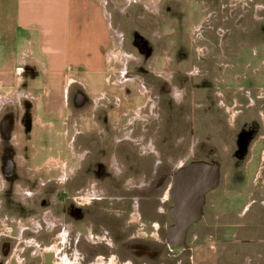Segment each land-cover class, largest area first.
Here are the masks:
<instances>
[{
  "label": "rangeland",
  "instance_id": "rangeland-1",
  "mask_svg": "<svg viewBox=\"0 0 264 264\" xmlns=\"http://www.w3.org/2000/svg\"><path fill=\"white\" fill-rule=\"evenodd\" d=\"M158 1L145 0L142 3L145 6L155 7ZM186 2L191 6L183 9ZM119 10L124 11L120 7ZM212 10L216 13L210 18L207 14ZM127 11L124 16L117 12L113 13V24L120 23L124 32L125 41L122 48L125 51L111 53L110 56L115 62L110 66L102 63L99 69L102 79L108 80L110 77V80H114L110 70L122 68H127L131 72H143L147 85H163L151 77V72L154 71L163 78H171L166 62L163 64V61L159 60L155 64L147 59L141 67L133 63L132 59L134 60L138 55L133 45L135 36H139L144 41L151 53L165 56L169 53V58L174 61L170 72L174 74L175 84L189 87L190 103L179 108H171L170 104L164 103L161 116L164 124L160 130L159 149L169 155L172 146L176 144L177 148L172 151L174 154L172 156H177L176 160H178V157L186 155V149L197 145L194 148V150L198 149L196 158L200 159V156L206 153L203 158L221 162L225 171L230 172L229 178L221 180L219 190L209 195L208 204H214V207L207 206V214H209L207 220L211 222L212 215L223 214L222 221L227 226L223 228L224 236L219 237L220 232L217 227L210 228L209 234H212L216 240L226 242L232 239L229 236L231 232L239 231L237 242L230 244L231 250L226 251L223 256L208 249V244L205 242L193 244L192 247L197 249L194 254L206 260L203 264H240L241 258L247 255L255 256V262L256 257L261 255L260 261L264 264V249L260 254L262 244L257 243L258 240H264V0H162L158 16L147 15L141 6L136 5ZM143 15H146L144 20L137 19L138 16ZM175 20L178 24L172 25ZM207 25L212 29H207ZM221 27L223 33L218 40L214 32L220 33ZM156 34L162 39L156 41L152 37ZM196 53L206 57L197 58ZM165 60L168 62L166 57ZM88 65L91 66L90 63ZM27 67L25 65L23 74L26 73L32 82L38 76V72ZM123 69L116 72L117 77L120 78ZM80 72L88 73L85 68H81ZM184 72L198 74L195 78L188 79ZM84 74L80 77L86 82ZM119 78V86L128 83L125 76L123 79ZM136 81L140 89L144 90L141 80L137 78ZM91 82L95 89L103 86L100 77H93ZM39 92L50 98L46 100L49 108L44 109L41 106L39 113L42 120L52 126L49 124L38 126L34 122L35 107L31 102L22 99L24 113L21 118L23 132L20 137H23L21 138L23 147L12 148L7 140L3 139L0 143V164L1 170L7 166L8 161L11 165L15 163L21 167L24 163L23 159V162H20L22 154L26 165L37 169V172H32L36 173L37 179H47L51 182L44 194L28 210L15 201L28 184V175L24 174V169L18 167L12 169L13 172L5 176L6 188L0 192L2 213L7 215L21 217L30 213H39L42 210V202H48V199L55 197L57 190L61 189L56 182L57 179H53L59 177L56 165L65 160L68 166L73 164L69 152L71 135L74 131L72 120L79 114L86 117L85 113L89 107L87 94L84 92L82 94L79 87L71 88L68 105L60 104L59 108L54 109L51 108L56 103L53 99L56 97L53 91H45L42 88L33 91V95H38ZM6 95L8 94L0 91V104L2 102L8 104L1 110V123L6 120L18 123L20 118L18 113L22 110L15 104L21 96L28 99L37 98L24 92H14L9 98L3 97ZM59 97L60 95L57 96L58 102H60ZM78 98L82 99V102ZM29 100L36 103L34 99ZM199 104H203L204 108L195 109L194 105ZM57 105L59 106V103ZM184 114L190 115V123H183ZM96 115L99 120L103 119L102 113L98 112ZM233 119L236 130L230 131L226 123L232 125ZM185 132L188 133L189 140L180 144L181 135ZM87 139L89 138L86 137ZM204 142L207 149L202 153L198 145ZM236 143L239 145V151L235 154ZM18 144L16 142V145ZM220 146L225 149L229 146L235 148L232 153L225 155L221 153ZM210 149L213 151L211 152ZM181 151L183 154L179 156ZM86 175L87 172H84L83 176ZM17 185L21 188L17 189ZM63 188L64 197L70 198L73 184H66ZM30 189L35 190V183L30 184ZM131 194L136 193L129 192L128 196ZM147 194V190H143L140 195ZM243 214V217H237Z\"/></svg>",
  "mask_w": 264,
  "mask_h": 264
},
{
  "label": "flooded vegetation",
  "instance_id": "flooded-vegetation-1",
  "mask_svg": "<svg viewBox=\"0 0 264 264\" xmlns=\"http://www.w3.org/2000/svg\"><path fill=\"white\" fill-rule=\"evenodd\" d=\"M185 4L183 9L191 6L188 2ZM143 10L147 15H159V9L153 13L148 11L153 9ZM214 13L212 10L207 15L211 18ZM145 18L143 15L137 19ZM171 24H178V21ZM206 28L211 27L207 25ZM220 30V33L214 32L218 40L223 27ZM116 33L121 37L119 32ZM152 37L156 41L162 39L158 34ZM133 45L138 54V61L132 59L134 64L141 67L147 59L155 64L159 60L163 64L166 62L171 78H163L154 71L151 77L163 85H147L143 72L126 69V85L106 86L104 96L96 97V100L87 97L86 117L79 114L72 120L74 133L69 152L73 164L68 166L65 160L56 165L59 177L53 179H57L61 189L57 190L55 197L42 202L41 212L21 217L2 213L0 201V264H203L206 260L194 254L197 249L192 247L193 244L205 242L208 249L223 256L231 250L230 244L237 242L239 231L229 233L232 239L226 242L209 234L210 228L217 227L219 237L224 236L223 228L227 226L222 221L223 214L212 215L211 222L207 220V206L214 207V204H208L209 195L219 190L221 180L229 178L230 172L225 171L221 162L203 158L206 153L200 159L196 158L198 149L194 148L197 145L186 149L183 157L180 156L183 154L181 151L178 160L177 156H172L176 144L169 155L159 149L160 130L164 124L162 106L164 103L170 104L171 108L189 105V87L175 84L174 74L170 72L174 61L169 58V53L167 56L151 53L139 36H135ZM196 56L206 57L198 53ZM197 74L184 72L188 79L195 78ZM137 78L144 90L140 89ZM80 89L82 94L85 93V89ZM78 100L82 102V99ZM194 108L202 109L204 105H194ZM98 112L103 114L102 120L97 118ZM21 118L22 115L20 123ZM182 119L184 124L191 122L189 114H184ZM234 122L233 119L232 125L226 123L230 131L236 130ZM11 123L10 120L0 122V143L6 139L12 147L9 141L16 122ZM181 136L180 144L189 140L187 132ZM236 146L227 149L220 146V151L227 155L235 148L236 154L238 143ZM198 147L202 153L207 149L205 142ZM201 161L217 163L218 184L205 194L202 215L187 228L183 245L175 246L166 240L168 229L174 225L171 210L175 204L171 191L175 176L183 167ZM20 162H23L21 157ZM15 167L24 169V174L28 175V184L15 201L29 210L44 194L51 180L37 179L36 173H32L37 169L28 167L25 161L21 167L8 161L2 170L0 164V192L6 188V174H11ZM84 172H87L86 176H83ZM32 183H35V190L30 189ZM66 184H73L70 198L64 197ZM18 187L21 188L20 185ZM143 190H147L146 196L140 195ZM129 192L136 194L128 196ZM257 243L262 244V254L264 240ZM261 258V255L257 256L255 262V256H243L240 264H261Z\"/></svg>",
  "mask_w": 264,
  "mask_h": 264
},
{
  "label": "crops",
  "instance_id": "crops-1",
  "mask_svg": "<svg viewBox=\"0 0 264 264\" xmlns=\"http://www.w3.org/2000/svg\"><path fill=\"white\" fill-rule=\"evenodd\" d=\"M142 1L145 0H0V91L8 94L3 97L9 98L14 92L33 95V91L44 88L45 91H53L56 96L52 97L56 102L51 106L54 109L68 105L70 90L74 86L85 89L87 97L91 96L94 100L104 96L106 86H119L116 72L123 68L110 70L114 80H110V77L108 80L102 79L99 74L102 63L110 66L115 62L111 53L125 51L122 48L124 32L120 23L113 24V13L124 16L135 5L147 10L153 8L148 10L153 13L160 9L162 2L159 0L157 6L151 7L145 6ZM124 4L128 6L124 7ZM119 7L126 11L123 13ZM117 31L122 33V37L118 36ZM25 65L38 72L32 82L26 73V76L23 74ZM81 68L88 73H81ZM126 69H123L119 79H123ZM83 74L86 82L80 77ZM93 77L101 78L102 88H93ZM58 95L60 102L57 101ZM33 96L37 97L34 98L36 103L25 96L19 98L15 104L22 110L18 113L19 117L24 111V99L35 107L34 122L40 127L48 125L42 120L39 110L41 106L49 108L46 100L50 98L40 92ZM3 106L5 104H0V112ZM22 132V124L18 120L12 127L9 141L13 148L23 147ZM16 142L19 144L16 145Z\"/></svg>",
  "mask_w": 264,
  "mask_h": 264
},
{
  "label": "water",
  "instance_id": "water-1",
  "mask_svg": "<svg viewBox=\"0 0 264 264\" xmlns=\"http://www.w3.org/2000/svg\"><path fill=\"white\" fill-rule=\"evenodd\" d=\"M218 180L216 162H192L177 172L171 191L175 204L171 210L174 225L167 231L168 243L183 245L187 228L202 215L205 194L217 186Z\"/></svg>",
  "mask_w": 264,
  "mask_h": 264
},
{
  "label": "bare ground",
  "instance_id": "bare-ground-1",
  "mask_svg": "<svg viewBox=\"0 0 264 264\" xmlns=\"http://www.w3.org/2000/svg\"><path fill=\"white\" fill-rule=\"evenodd\" d=\"M117 44V43H116Z\"/></svg>",
  "mask_w": 264,
  "mask_h": 264
}]
</instances>
